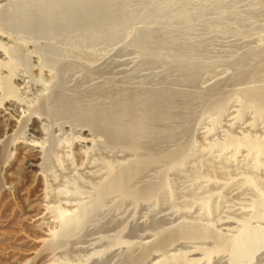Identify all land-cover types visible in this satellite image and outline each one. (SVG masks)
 <instances>
[{"label":"rangeland","instance_id":"374dc122","mask_svg":"<svg viewBox=\"0 0 264 264\" xmlns=\"http://www.w3.org/2000/svg\"><path fill=\"white\" fill-rule=\"evenodd\" d=\"M15 1L5 0L0 8V25L9 28L0 29V40L20 54L13 82L24 74L31 92L19 91L29 103L26 117L0 135L8 151L2 162L8 172H2L6 179L0 192V264H233L228 243L246 228L264 230V145L254 146L264 140V0H171L157 5L151 14L164 9L172 15L167 20L156 17L150 26L153 37L147 44L161 47L157 55L134 44L147 29L143 10L155 0H104L96 21L106 22V32L82 45L78 52L84 54H68L65 42L83 35L84 27L72 32L69 28L86 16L87 5L56 0L60 12L72 11L65 29L59 30L55 16L41 28L35 25L39 30L32 33V27L18 30L10 25L13 15H7L5 8H13ZM182 10L195 18L180 16ZM118 24L122 32L115 34ZM130 27L133 32L136 29L137 38ZM125 30L129 34H123ZM251 48L257 49L252 58L248 56ZM52 49L63 53L54 61L49 59ZM176 54L185 57L183 63ZM256 67L263 74L254 73ZM147 87L177 94L172 100L175 107L171 105L174 120L160 121L158 128L150 125L152 135L149 130L147 137H141L148 147L152 144L149 151L158 157L140 165L136 160L149 152L148 148L143 152V145L147 147L143 139L139 138L142 149L130 151L87 122L86 115L97 112L96 108L107 110L116 99L130 103L133 92ZM255 88L260 91L255 96L258 102L247 92ZM46 97L49 110L40 105ZM62 99L64 104L69 102L65 110ZM34 117L45 132L35 140L44 147L47 160L29 169L22 166V153L29 152L21 149V141L30 137ZM133 163L141 167L132 170ZM112 164L121 165L117 176L110 175ZM14 172L19 175L12 183L7 177ZM41 188L48 193L37 200ZM39 210L49 213L42 222L35 220ZM165 238L171 242L164 244ZM237 264H264V245Z\"/></svg>","mask_w":264,"mask_h":264},{"label":"bare ground","instance_id":"6f19581e","mask_svg":"<svg viewBox=\"0 0 264 264\" xmlns=\"http://www.w3.org/2000/svg\"><path fill=\"white\" fill-rule=\"evenodd\" d=\"M40 1V0H39ZM63 1V0H62ZM64 1H66V0H64ZM73 1H75V3L73 4H70V5H74V6H76V7H82L83 5H87L88 7H89V11L87 12V14H83V15H86V16H84L83 18H78V21H77V25H75L74 27H71V28H69V29H71L70 30V32H72V31H77V30H79V29H81V27H84L85 28V30H84V33H83V35L79 38V40H76L75 42H73V41H66L65 43V46H66V48H67V50L70 52V53H68V54H71V53H73V54H77V53H81L82 54V52H78L79 51V48L82 46V45H84L85 43H87V42H89L92 38V40H94V36L95 37H98L97 35H100L103 31H105L104 30V27H105V23H100V22H98V20L96 21V17H98V12H99V10L97 9V8H99L98 6L102 3V2H104V0H71V2H73ZM109 3L111 2L110 0H107ZM3 2H5V0H0V8L2 7V5H3ZM14 2V1H13ZM16 3H15V5H14V7L13 8H8V9H6L5 8V10L7 11V12H9V14H7V15H13V20H9L10 21V25L11 26H13L14 28H16V29H20L22 26H29V28L30 27H32L31 28V32L32 31H36V26L35 25H38L37 27L38 28H41L40 26L42 25H44L45 24V22H47L49 19L51 20V18H52V21H53V19H56V18H54L55 16L57 17V23L60 25L59 26V30H64L65 28H64V24L66 23V20H67V18H68V16H69V13H70V11H66V12H64V10H63V12L61 11L60 12V10L61 9H58V6H60V3H58V1H56V0H41L40 2H38V3H31V2H29V0H16L15 1ZM77 2V3H76ZM106 2V1H105ZM119 2V1H118ZM171 2V0H155L153 3H151L147 8H145L143 11L145 12V15H144V17L145 18H143V17H141V18H143V21H142V19L139 21V23L142 21V22H144V24H145V26L147 27V31L145 30V33L144 34H142V35H138L139 37H138V39H136L137 38V34H135V32H136V29H138V26H137V28L135 29V32H133L132 31V29L133 28H131V31L133 32V35L135 34V36H136V38H134V37H132V39H136L135 41V45H139V47L144 51V52H146V53H150L151 55H157L159 52H160V48L159 49H156V46H154V48H151L150 47V45L149 44H147V42L149 41V39L151 40V35H152V33H151V25H155V23L157 22V20L155 21V18L156 17H159L160 19H161V17L162 18H164V20H167V19H170L171 18V16L172 15H170V16H168L167 15V13H166V10H160V11H158L157 13H154V14H151L150 12L153 10V8L154 7H156L157 5L159 6L160 4H162V3H165L166 5H168L169 3ZM63 3V2H62ZM65 3H68V2H64V4ZM108 3V4H109ZM122 3V2H121ZM186 3V2H185ZM59 4V5H58ZM183 4V3H182ZM181 4V5H182ZM6 5V4H5ZM105 5H107V4H105ZM172 5V4H171ZM104 6V3H102V7ZM170 6V5H169ZM9 7V6H8ZM168 7V6H167ZM100 8H101V5H100ZM104 8V7H103ZM102 8V9H103ZM108 8V7H107ZM111 8H113V6H110V8H108L111 12L114 10V9H111ZM107 9V10H108ZM183 9V8H182ZM4 10V11H5ZM107 10H105L106 12H107ZM108 10V12H110ZM5 11V12H6ZM101 11H103V10H101ZM121 11V10H120ZM125 11V10H124ZM171 11V10H170ZM5 12H3V13H5ZM104 12V11H103ZM110 12V13H111ZM142 12V11H141ZM140 12V13H141ZM218 12V11H217ZM234 12V11H233ZM71 13H72V11H71ZM122 13H126L127 14V11H125V12H122L121 11V13L120 14H122ZM139 13V14H140ZM153 13V12H152ZM73 14H74V12H73ZM103 14V13H102ZM100 15L101 17H103L104 15H105V13H104V15ZM119 14V13H118ZM129 14V13H128ZM143 14V13H142ZM186 14V16H187V19L188 20H191L192 18H193V16H195V15H191V14H189L188 12H186V10L184 11V10H182L181 11V13H179V15L180 16H184ZM233 14V13H232ZM109 15V17H111L110 15L111 14H108ZM113 15V14H112ZM123 16H125L124 14H122ZM121 15V16H122ZM178 15V14H177ZM178 15V16H179ZM222 15V14H221ZM225 15H227V14H225ZM121 16H118V18L119 17H121ZM127 16V15H126ZM140 16H143V15H140ZM185 16V17H186ZM232 16V15H231ZM11 17V16H10ZM107 17V14H106V16H105V18ZM198 17V16H197ZM237 17V16H236ZM2 18H5V16L4 17H2ZM104 18V19H105ZM116 18H117V16H116ZM138 18H140V17H138ZM137 17H136V19L135 20H137L138 19ZM167 18V19H166ZM195 18V17H194ZM193 18V19H194ZM218 18V17H217ZM224 18V17H223ZM225 18H227V16L225 17ZM37 19H40V20H37ZM76 19V18H75ZM104 19H102L101 21L103 22L104 21ZM110 20H111V18H109ZM125 19V18H124ZM127 19V18H126ZM131 19V18H130ZM129 19V20H130ZM230 19H232V18H230ZM36 20L37 21H39V22H36ZM77 20V19H76ZM99 20H100V17H99ZM121 20V19H120ZM172 20V19H171ZM220 20V19H219ZM234 20V19H233ZM138 21V20H137ZM35 22L37 23V24H35ZM159 22V21H158ZM220 22V24H223V23H227V22H223V23H221V21H219ZM51 23V22H50ZM133 23V22H132ZM137 23V22H136ZM166 23V22H165ZM74 24H75V22H74ZM141 24V23H140ZM168 24V23H167ZM123 25V24H122ZM133 25V24H132ZM131 25V26H132ZM46 26V25H45ZM71 26H73L72 24H71ZM120 26V27H119ZM134 27H136L135 25H133ZM132 26V27H133ZM140 26V25H139ZM171 26V25H170ZM119 27V28H118ZM123 26H121V24H118V25H116V27H115V30H119L120 28H122ZM141 27L143 28V26H142V24H141V26L139 27L140 29H141ZM225 27V26H224ZM164 28V27H163ZM0 29H9L8 28V26H7V24H1L0 25ZM18 29V30H19ZM32 29H34V30H32ZM47 29V28H46ZM125 29V28H124ZM123 29V30H124ZM140 29H139V31H140ZM144 29V28H143ZM162 29V28H161ZM37 30H39V29H37ZM114 30V31H115ZM116 31L115 32V34L117 33V32H120V30L119 31ZM122 30V29H121ZM130 30V29H129ZM142 30V29H141ZM168 30V32H170L171 31V28H170V30H169V28L167 29ZM176 30V29H175ZM126 31V30H125ZM231 31V30H230ZM106 32V31H105ZM122 32V31H121ZM120 32V33H121ZM124 32V31H123ZM129 31H126V32H124L123 34H125V33H128ZM131 32V33H132ZM142 32H144V30L142 31ZM33 33V32H32ZM130 33V34H131ZM137 33H138V31H137ZM140 33H141V31H140ZM163 33V32H162ZM167 33V32H166ZM113 34H114V32H113ZM118 34V33H117ZM129 34V33H128ZM0 35H3L1 32H0ZM35 35V34H34ZM106 35V34H105ZM111 35H112V33H111ZM132 34H131V36H133ZM38 36V35H37ZM101 36V35H100ZM99 36V37H100ZM110 36V35H109ZM114 36V35H113ZM112 36V37H113ZM123 36V35H122ZM127 36V35H126ZM128 36H130V35H128ZM161 36H163V35H161ZM164 36H165V34H164ZM170 36V35H169ZM104 37V36H103ZM124 37H125V35L123 36V39H124ZM152 37H153V35H152ZM166 38V37H165ZM106 39V38H105ZM122 39V40H123ZM32 40V39H31ZM130 40H131V37H130ZM134 40H132V42H134ZM3 41H5V40H3ZM94 41H96V40H94ZM127 41V40H126ZM128 41H129V39H128ZM162 41V40H161ZM176 41V40H175ZM93 42V41H92ZM91 42V43H92ZM97 42H99V38H98V40H97ZM130 42V41H129ZM150 42V41H149ZM148 42V43H149ZM170 42V41H169ZM172 42V41H171ZM5 43V42H4ZM3 42H2V39L0 40V135H2L3 133H5V134H7L8 132V130L9 129H11V128H13V127H15V125H16V123L19 121V119H23L24 117H26V115L25 114H27V112H28V107H29V103H28V101H27V99L25 98V96H22L21 94H20V90H22V93H30L31 92V90H28L27 91V89H28V86L26 85V80H25V78L24 77H22L24 74H20V76L19 77H21V78H17V79H19L21 82H24V86H20V84H19V82H17V83H14L13 82V80H12V73L14 72V70H15V67H16V65L18 64V63H16V61L18 62V60H17V58H18V56L20 55V54H18V53H15V51H13L12 49H10L9 47H7L5 44H4ZM6 43H7V41H6ZM96 42H93V44H95ZM100 43V42H99ZM102 43V42H101ZM162 43H164V42H162ZM105 44V43H104ZM114 44V43H113ZM175 44H177L176 42H175ZM180 44V43H179ZM161 45H165V44H161ZM11 46V45H10ZM63 46H64V44H63ZM62 46V47H63ZM100 46V45H99ZM98 46V47H99ZM102 46H104L103 44H102ZM101 46V47H102ZM158 46H157V48H158ZM166 46V45H165ZM105 47H107L106 45H105ZM60 48V47H59ZM64 48V47H63ZM89 49H93L94 47H93V45L92 44H90L89 45V47H88ZM97 48V47H96ZM104 48V47H103ZM180 48V47H179ZM188 48V47H187ZM49 49V48H48ZM47 49V50H48ZM183 49V48H182ZM185 49V48H184ZM82 50H84V49H82ZM98 50V49H97ZM141 50V51H142ZM44 51H46V49L44 50ZM59 50H55V49H52V50H50L48 53H49V59L50 60H57L61 55H60V53L58 52ZM81 51V50H80ZM86 51V50H85ZM99 51H100V49H99ZM98 51V52H99ZM178 51V50H177ZM182 51V50H181ZM184 51V50H183ZM87 54H89V55H91V53H93V52H86ZM101 53V52H100ZM100 53H98V54H100ZM148 53V54H149ZM61 54H63V53H61ZM83 54H84V52H83ZM87 54H85V55H87ZM97 54V53H96ZM145 54V53H144ZM46 55L47 54H44L43 55V57L45 56L46 57ZM88 55V56H89ZM147 55V54H146ZM180 59L182 58V59H185V57H183L182 56V54L180 55V54H176ZM194 55V54H193ZM193 55H188L189 57H186V58H188V59H190L191 61L192 60H194V56ZM257 55V49H252L251 48V51H249V53H248V56L249 57H254V56H256ZM72 56H74V55H72ZM80 56V55H79ZM92 56L94 57V55L92 54ZM161 56V55H160ZM159 56V57H160ZM44 57V58H45ZM93 57H89V58H91V60H92V58ZM97 57V56H96ZM163 57V56H162ZM181 59V61H182V63H183V61L184 60H182ZM188 59H186L187 61H188ZM73 60V59H72ZM75 61V60H74ZM87 61H90V60H87ZM195 62V61H194ZM263 62V61H262ZM65 62H63V64H64ZM68 63H72V61H69ZM193 63V62H192ZM264 63V62H263ZM195 64V63H194ZM193 64V65H194ZM73 65V64H72ZM82 65V64H81ZM181 65V64H180ZM67 66V65H66ZM176 66H178V65H176ZM61 69V68H60ZM263 69V68H262ZM3 70V71H2ZM260 70H261V68L260 67H256L255 69H254V73H256V72H260ZM260 74H263V73H261L260 72ZM55 75V74H54ZM185 75H186V73H185ZM181 76V75H180ZM184 76V75H183ZM189 76V75H188ZM261 76V75H260ZM182 77V76H181ZM186 77V76H185ZM254 77V76H253ZM190 77H188V79H189ZM257 78V77H256ZM255 78V79H256ZM260 78V77H259ZM185 79V78H184ZM192 79V78H191ZM190 79V80H191ZM250 79V78H249ZM180 80H182V79H180ZM194 80V79H193ZM167 81V80H166ZM184 81V80H183ZM182 81V82H183ZM189 81V80H188ZM192 81V80H191ZM261 81V80H260ZM171 82V81H170ZM187 81H185V83H186ZM194 82V81H193ZM246 82H247V80H246ZM161 83V82H160ZM163 83V82H162ZM180 83H181V81H180ZM184 83V84H185ZM189 83V82H188ZM250 83H252V82H250ZM249 83V84H250ZM154 84V83H153ZM163 84H165V85H167L166 84V82L165 83H163ZM162 84V85H163ZM170 84V83H169ZM176 84V83H175ZM175 84H172V87L175 85ZM258 84V83H257ZM147 85V84H146ZM156 85H158V84H156ZM179 85V84H178ZM189 85V84H188ZM191 85V84H190ZM133 86H134V84H133ZM152 86V85H151ZM184 86V85H183ZM250 86V85H249ZM248 86V87H249ZM258 86H260V85H258ZM257 86V87H258ZM159 87H164V86H159L158 85V88ZM169 87H170V85L168 86V89H169ZM252 87V86H251ZM262 87H264V85L262 86ZM33 88H35V89H37V85H35V86H33ZM39 88H41V87H39ZM47 88H49V87H47ZM131 88H133V87H131ZM144 88V87H143ZM156 88V87H155ZM171 88V87H170ZM174 88V87H173ZM172 88V89H173ZM191 88H192V86H191ZM247 88V87H246ZM259 88H261V87H259ZM259 88H255V89H257V90H248L247 92L249 93V98L250 97H252L251 99L252 100H254L255 98H257V97H259L260 95H259V93H260V91H259ZM46 89V88H45ZM50 89V88H49ZM48 89V90H49ZM137 89V88H136ZM139 89V88H138ZM147 89H149L148 87H147ZM143 90L142 89V91H137L136 90V92L137 93H135L134 94V92H133V95L134 96H130V98H133V99H128L129 100V102L130 103H128L127 101H126V99H124V101H122L121 100V102H119L118 101V99H116L115 101H116V103H112V102H114V101H111V103L112 104H110V107L109 108H107L106 107V109L107 110H103V109H105V107L103 108V107H101L100 108V110H98L97 108H96V110H97V112H95V111H93V112H95V113H92V114H90L89 113V111L88 110H86V111H88V112H86L85 111V113H89V114H87L86 115V121L87 122H89L91 125H96V126H99V127H101L102 129H103V131H104V133L106 134V136H108L109 138L108 139H110L111 141H113V142H116V141H118L119 143H123V145L127 148V149H129L130 151H135V150H137V149H140L141 147H142V145H143V141H144V139L143 138H141L142 136L144 137V136H146V133H148V135L151 133V135H152V133L154 132H152L151 130H150V128H152L153 126H152V124H154V125H156L157 123H160V121H167V120H170V119H173V113H172V111H173V109H172V111H171V108L172 107H175V106H173L174 105V103H172V100H173V98L175 97L173 94H175V93H172L171 92V90L170 91H168L167 89H160V90H152V89H154V87H152V89H149V90ZM177 89V88H176ZM131 90V89H130ZM134 90V89H133ZM174 90H175V88H174ZM173 90V91H174ZM185 92H186V90L185 89H183ZM42 91V90H41ZM189 91V90H188ZM192 91V90H191ZM241 91V90H240ZM263 91V90H262ZM262 91H261V93H262ZM35 92V91H34ZM39 92V91H38ZM129 92V91H128ZM176 92V91H175ZM183 92V91H182ZM246 92V93H247ZM37 93V92H36ZM189 93V92H188ZM128 94V93H127ZM177 94V93H176ZM175 94V95H176ZM187 94V93H186ZM258 94V96L257 97H255L256 95ZM115 95V94H114ZM129 95V94H128ZM191 95V94H190ZM264 95V94H263ZM47 96H48V99H49V94H47ZM127 96V95H126ZM182 96V95H181ZM184 96V95H183ZM188 96V95H187ZM180 97V96H179ZM178 97V98H179ZM261 97H263L262 95H261ZM189 99V98H188ZM260 99V98H259ZM259 99H255L256 101L258 100L259 101ZM63 100V99H62ZM61 100V103L62 102H64L65 100H63L62 101ZM120 100V99H119ZM175 100V99H174ZM44 101V103H40V105H42L43 106V104H44V106H45V101H47V97H46V99H44L43 100ZM59 101V100H58ZM70 101V100H69ZM73 101V100H72ZM257 101V102H258ZM67 103H69L68 101L67 102H65V104H67ZM48 104L49 103H47L46 105L47 106H45L44 108H46V107H48V110L50 109L49 108V106H48ZM64 103H62L61 104V106L63 105ZM64 104V105H65ZM173 104V105H172ZM39 105V104H38ZM39 105V106H40ZM59 105V104H58ZM68 105V104H67ZM171 105H172V107H171ZM38 106V107H39ZM109 106V105H108ZM37 106H35L34 108H36ZM65 107H66V105L63 107L64 108V110H65ZM39 108H41V107H39ZM58 108V107H57ZM56 108V109H57ZM59 108H61L62 110H63V108L62 107H59ZM57 109V110H59V112H61L62 110H60V109ZM68 108H70V107H68ZM36 109H38V108H36ZM42 109V108H41ZM47 109V108H46ZM66 109H67V107H66ZM102 109V110H101ZM42 110H44L45 111V109H42ZM48 110H46V111H48ZM71 110V109H70ZM36 111V110H35ZM40 111V110H39ZM68 112H70L69 110H67ZM66 111V112H67ZM175 111H176V108H175ZM56 112V111H55ZM63 112V111H62ZM65 112V111H64ZM67 112V113H68ZM90 112H91V109H90ZM57 113V112H56ZM71 113V112H70ZM84 117H85V115H84ZM37 117H34L33 119H31L30 118V120H32V126H31V128H30V130H31V132H30V137H26V136H24L23 137V140L21 141V146H23L21 149L23 150V151H27V152H29V154H27L26 152H23L22 154H25L24 155V160H25V162H23L24 164L22 165L24 168H37V167H39L40 165H42V164H45L46 163V160H47V158L43 155V153L45 152V149H44V147L43 146H41L40 145V142H38V141H36L35 139L36 138H38L39 136L38 135H41L42 133H45L44 132V130L41 128V127H39L38 126V122H40L39 121V119L37 118ZM126 119L128 120V122L126 121ZM174 120V119H173ZM172 120V121H173ZM152 127H151V126ZM158 126H159V124H158ZM156 128H158L157 127V125H156ZM102 129H101V131H102ZM154 129V128H153ZM151 132H150V131ZM11 131V130H10ZM102 131V132H103ZM155 131H157V130H155ZM7 132V133H6ZM150 132V133H149ZM164 133V132H163ZM160 135V134H159ZM161 135H163L162 133H161ZM165 135V134H164ZM163 135V136H164ZM9 136V135H8ZM11 137H12V135H10ZM162 136V137H163ZM147 137V136H146ZM145 137V138H146ZM151 137V136H150ZM150 137H148V138H150ZM157 137V136H156ZM155 137V138H156ZM8 138H10V137H8ZM139 138H141V139H143V141L142 142H140L139 141ZM148 138H146L147 140H148ZM159 138V137H158ZM163 140V139H162ZM4 141V140H3ZM11 141V140H10ZM139 141V142H138ZM149 141V140H148ZM155 141V140H154ZM6 142V141H5ZM9 142V141H8ZM31 142H34V143H39V146H35V145H32L31 144ZM83 143H86L87 141H85V140H83L82 141ZM117 142V143H118ZM140 143V146H139V144L138 143ZM141 143H142V145H141ZM263 143V145H264V140H263V142L261 141V142H256V143H254V146L255 147H258L260 144H262ZM138 144V145H137ZM144 144H146L145 143V141H144ZM154 144V143H153ZM17 145V144H16ZM16 145H15V147H16ZM147 145V147H145V145H143L144 146V151L143 152H147L146 150H148L149 151V148H151V145L152 144H150L149 146L150 147H148V144H146ZM14 146V145H13ZM140 147V148H139ZM157 147V146H156ZM263 147V146H262ZM145 148H148V149H146L145 150ZM6 149H7V145H6V143L4 144L3 142H2V144L0 143V192L2 191V182L6 179V177H5V179L3 178V175H2V172L3 171H7L6 170V166L5 165H2V162H4V154L6 155L7 153L6 152H8V151H6ZM142 149V148H141ZM152 149V148H151ZM21 150V151H22ZM156 150H158V149H156ZM6 151V152H5ZM140 151V150H139ZM153 151V150H152ZM147 152L148 153V156H147V153H146V157L145 158H142L141 157V159H139V160H136V162L138 161V163L141 165H144V164H146L147 165V163H152V162H155V155L156 154H154L153 152ZM156 152V151H155ZM169 152V151H168ZM19 153V152H18ZM17 153V154H18ZM21 153V152H20ZM134 153V152H133ZM136 153L138 154L139 152L138 151H136ZM145 153H142L141 152V154L143 155L144 154V156H145ZM174 153V152H173ZM172 153V154H173ZM8 155V154H7ZM130 155V154H129ZM171 155V154H170ZM19 156V155H18ZM130 156H132V155H130ZM136 156V155H135ZM138 156H139V154H138ZM157 156V155H156ZM160 156V155H159ZM164 156V155H163ZM162 156V157H163ZM6 157V156H5ZM158 157V156H157ZM166 157V156H165ZM169 158V157H168ZM167 158V159H168ZM165 159V158H164ZM135 160V159H134ZM170 160H171V158H170ZM129 162V161H128ZM127 162V163H128ZM132 162V161H131ZM130 163V162H129ZM128 163V164H129ZM139 164H137V165H135V163H133L132 165L133 166H129L131 169H132V167H136L135 169H139L137 166L139 165ZM131 165V164H130ZM149 166V165H148ZM151 166H152V164H151ZM157 166V165H156ZM120 167H121V165H111V166H109V171H110V175L112 176H117L118 175V173L120 172ZM129 167H127L128 169H129ZM154 167V166H153ZM126 168V167H125ZM124 168V169H125ZM150 168V167H149ZM128 169H126V170H128ZM152 169V168H151ZM125 170V171H126ZM132 170H134V168L132 169ZM128 171H130V170H128ZM147 171V170H146ZM8 172V171H7ZM136 172V171H135ZM5 173V172H4ZM123 173H125L124 171H123ZM123 173H121V174H123ZM127 173V172H126ZM131 174H132V172H130ZM130 173H128V175L130 174ZM160 173V172H159ZM136 174V173H135ZM5 175H7V174H5ZM4 175V176H5ZM18 175L19 174H17L16 172H14V173H10V174H8V179L13 183V182H15V178H17L18 177ZM125 175V174H124ZM123 175V176H124ZM127 175V176H128ZM133 175L134 174H132V177H133ZM160 175V174H159ZM126 176V175H125ZM130 177H131V175H130ZM131 177V178H132ZM159 177V176H158ZM111 178V177H110ZM121 178V177H120ZM126 178V177H125ZM7 179V180H8ZM111 179H114L113 177L111 178ZM121 179H123V177L121 178ZM126 179H129V177L128 178H126ZM111 181V180H110ZM113 181H115V180H113ZM121 181H124V180H121ZM129 181V180H128ZM117 182H118V180H117ZM117 182H115V183H113V185L114 184H116ZM126 182V181H125ZM122 184V183H121ZM43 185V184H42ZM117 186H120V185H118V183L116 184ZM124 185V184H123ZM116 186V187H117ZM42 187V186H41ZM115 187V188H116ZM114 188V187H113ZM45 189V188H44ZM155 189V188H154ZM39 191H40V193H39V195L38 196H36L37 198V200L38 199H44L45 197H46V194L48 193V192H45L42 188L41 189H39ZM154 194V193H153ZM34 202H36V201H34ZM48 211L47 210H39V212H38V214H36V216H35V220L36 221H38V222H42L43 220H44V218H47L48 217ZM51 218V217H50ZM172 234V233H171ZM174 234V233H173ZM171 236V235H170ZM169 236V237H170ZM168 237V239H170ZM161 239V238H160ZM166 239L167 238H165V241H166ZM171 239H172V237H171ZM164 240V239H163ZM163 240H161V241H163ZM160 241V242H161ZM164 242V241H163ZM163 242H161V243H163ZM171 242V240H169V241H166V242H164V244L165 243H170ZM159 243V242H158ZM164 244H162V247H163V245ZM262 245H264V230H262V229H253L252 227L251 228H246V229H244L243 231H241V232H239L229 243H228V249H230L231 250V252H232V258H233V264H237L239 261H241V260H243V259H245V258H250L252 255H253V253L260 247V246H262ZM166 246V245H165ZM158 247H161V245L159 246V244H158ZM161 247V248H162ZM129 263H130V261H129Z\"/></svg>","mask_w":264,"mask_h":264}]
</instances>
